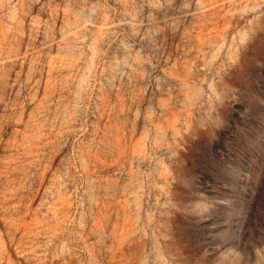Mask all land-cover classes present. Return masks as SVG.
I'll return each instance as SVG.
<instances>
[{
	"label": "rangeland",
	"instance_id": "obj_1",
	"mask_svg": "<svg viewBox=\"0 0 264 264\" xmlns=\"http://www.w3.org/2000/svg\"><path fill=\"white\" fill-rule=\"evenodd\" d=\"M0 264H264V0H0Z\"/></svg>",
	"mask_w": 264,
	"mask_h": 264
}]
</instances>
